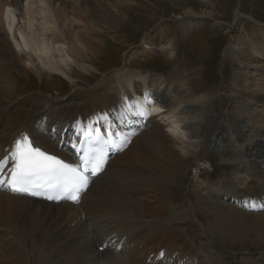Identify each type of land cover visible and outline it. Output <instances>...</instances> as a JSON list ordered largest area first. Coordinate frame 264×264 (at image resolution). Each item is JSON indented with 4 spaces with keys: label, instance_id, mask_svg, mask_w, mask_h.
Masks as SVG:
<instances>
[{
    "label": "bare ground",
    "instance_id": "6f19581e",
    "mask_svg": "<svg viewBox=\"0 0 264 264\" xmlns=\"http://www.w3.org/2000/svg\"><path fill=\"white\" fill-rule=\"evenodd\" d=\"M110 1L117 6L108 5L114 7L112 12L103 0H0V159L21 135H27L41 150L72 160L60 144L73 143L78 136L94 131L95 117L104 135L119 132L125 142L120 152L110 158L104 172L90 182L79 203L53 204L13 195L1 186L0 229L9 230L12 243L7 244L0 237V264H197L192 246L173 227L175 222L181 223L168 203L166 188L171 182L169 170L174 169L170 161L184 160L203 146L198 129L200 121L209 117V113H202L211 101L184 99V87L167 98L168 84L145 74L141 77L120 72L114 86L104 85L73 97L75 103L66 109L57 100L52 101L51 96L32 94L10 102L15 89L11 68L14 64L36 71L39 77L43 73H74L63 72L58 64L63 63L62 59L57 62L53 55L64 51L75 62L84 61L88 50L102 42L93 36L95 28H112L124 10L120 9L122 0ZM69 13L78 24L71 30L65 28ZM185 14L190 18L198 16L191 10ZM190 21L193 24L195 20ZM159 36L154 31L144 44L152 46ZM233 38L235 48L245 40ZM247 41L253 42L251 47L257 55L264 56L263 29ZM140 51L148 53L145 49ZM257 62L247 57L244 63L258 71L254 65ZM261 86L254 85L252 91L235 86L232 113L219 112L221 123L212 136V150L232 166L250 167L246 173L252 172L251 180L259 183L258 189L248 195L251 198L245 197L243 190L249 176L238 171L236 182L220 189L218 195L225 196L231 206L221 203L215 219L235 239L249 236L258 225H262L260 233L264 232V214L255 215L234 206L246 202L247 207H264V171H257L256 166L264 165ZM149 93L153 96L152 108L143 100L147 116L137 114L141 108L128 112L130 106H137L131 95L146 98ZM188 105L192 108L188 109ZM11 165L5 166L0 178ZM198 200L201 204L205 199ZM148 216L153 220L147 221ZM144 229L148 230L146 235ZM98 232H103L99 238ZM103 244L107 248L98 253ZM118 245L120 251L116 252Z\"/></svg>",
    "mask_w": 264,
    "mask_h": 264
},
{
    "label": "rangeland",
    "instance_id": "374dc122",
    "mask_svg": "<svg viewBox=\"0 0 264 264\" xmlns=\"http://www.w3.org/2000/svg\"><path fill=\"white\" fill-rule=\"evenodd\" d=\"M103 1L107 6L113 4L117 7L115 2ZM120 2V9L124 10L115 27L109 28L110 30L105 27L100 30L95 28L93 36L102 42L94 44L88 50V57L85 56L84 61L75 62L64 51L59 54L57 51L53 55V60L57 62L62 59L63 63L58 64L63 72L69 74L73 70V74L65 76L64 73H43L39 77L36 71L29 70L22 64L11 66L15 89L10 102L32 94L43 98L51 96L52 101L57 100L66 109V106L75 103L73 97L84 96L89 90L104 85L114 86L115 76L120 72L130 76L147 75L154 81L168 84L170 95L167 98L184 87L181 94V97L185 96L184 99L203 98L211 101L202 113H209V117L200 121L201 129H198L203 146L184 160L170 161V167L174 166V169L169 170L171 182L166 188V194L169 205L175 210L174 215L181 223L175 222L173 227L192 246L193 258H197V264H210V261L212 264H264V232L260 233L262 225L254 226L257 229L250 231L249 236L235 239L215 219L217 207L221 203L231 206L224 201L223 195L218 194L220 189H226L236 182L238 171L249 176L244 186L246 193L251 194L258 189L259 183L251 180L252 172L246 173L250 167L232 166L211 148L212 136L221 123L219 112L226 110L232 113L230 103L235 86L252 91L254 85H262L261 94H264V56L263 53L257 55L251 47L253 42L247 41L249 37H255L258 30H264V0ZM113 6H108L111 12L114 11ZM188 10L198 16L187 17L185 11ZM201 13L210 16L200 15ZM39 17L37 14L36 19ZM65 19L69 20L65 23L67 30L78 25L73 22L76 17L70 13ZM190 20L195 21L190 24ZM76 31L74 29V33ZM154 31L159 32V38L152 46L145 45V38ZM240 37L245 40L235 48L232 38L239 41ZM141 49L148 53L141 54ZM247 57L258 60L254 64L259 67L258 71L248 68V65L246 67L244 62ZM38 66L43 70L41 63ZM189 108L192 107L188 105ZM45 121L47 119L41 123ZM219 146L223 148L224 143ZM256 166L257 171H264V165ZM200 197L205 199L201 204L198 200ZM250 213L261 215L264 210ZM145 219L153 220L150 216ZM142 232L146 235L148 230L144 229ZM100 233L103 232H98L97 238ZM0 237L7 244L12 243L7 229H0Z\"/></svg>",
    "mask_w": 264,
    "mask_h": 264
},
{
    "label": "snow or ice",
    "instance_id": "6c2138e0",
    "mask_svg": "<svg viewBox=\"0 0 264 264\" xmlns=\"http://www.w3.org/2000/svg\"><path fill=\"white\" fill-rule=\"evenodd\" d=\"M145 103L151 104V100L146 97ZM137 114L148 115L143 110ZM104 162V153L101 150L89 152L79 165L72 166L34 146L27 135H21L8 154L0 159V172L9 163L13 165L8 179H0V185L7 183L13 192L33 196L40 194L35 189L51 188L57 190L58 194L49 195L47 199H67L79 203L80 194L89 184V176H95L101 171Z\"/></svg>",
    "mask_w": 264,
    "mask_h": 264
}]
</instances>
